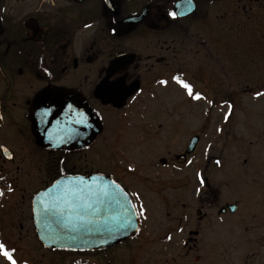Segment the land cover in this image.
Wrapping results in <instances>:
<instances>
[{
    "label": "flooded vegetation",
    "instance_id": "obj_1",
    "mask_svg": "<svg viewBox=\"0 0 264 264\" xmlns=\"http://www.w3.org/2000/svg\"><path fill=\"white\" fill-rule=\"evenodd\" d=\"M253 37L264 41V0H0V242L15 249L17 264H168V255L144 253L154 242L177 244L168 239L174 233L184 234L183 257L192 258L184 264H264V180L256 188L248 180L245 199L219 205L207 233L189 228L182 199L191 178L199 183L187 164L203 142V123L182 111L181 121L172 122L162 110L164 90L179 88L173 76L193 88L202 75L209 79L206 59L228 49L245 52ZM117 79L123 89L110 94L106 86ZM172 123L182 126L179 151L140 159L173 146ZM194 136L195 151L184 155ZM253 170L250 165L248 173ZM93 175L116 181L144 214L134 236L101 250L69 251L63 263L58 250L28 239L30 231L35 236L32 198L58 179ZM156 186L167 191L155 192ZM152 192L165 209L182 200L178 223L156 240L143 229L144 194ZM221 218H228L229 237L220 241ZM203 236L210 256L198 254ZM219 246L229 255L216 262ZM0 264L7 261L0 257Z\"/></svg>",
    "mask_w": 264,
    "mask_h": 264
},
{
    "label": "rangeland",
    "instance_id": "obj_2",
    "mask_svg": "<svg viewBox=\"0 0 264 264\" xmlns=\"http://www.w3.org/2000/svg\"><path fill=\"white\" fill-rule=\"evenodd\" d=\"M199 58L202 59V56L196 55L198 68H202L203 62ZM191 62L192 60H189L190 64ZM204 63L209 79L205 81L207 78L202 75V82L196 79L193 87V90L199 92L204 99L194 101L189 97L188 111L184 104L185 93L171 86L164 90L168 98L162 103V110L165 109L168 113L166 116H172L171 121L174 122L181 121L182 111L189 113L192 122L203 123L201 129L203 142L190 157L187 171L190 176L198 172L206 177L207 181L201 186L191 178L188 196L182 200H186L187 203L185 211L187 215H183L185 216L183 221L188 222L189 228L198 225L207 233V229H212L211 224L215 221L219 205L224 201L245 199L250 185V182L247 184L248 180L256 182L253 186L255 188L258 182L264 180V95H254L256 92L264 93V41L253 37L247 51L228 49L226 52L216 53V59H206ZM243 88L248 89L249 93L240 97L236 94V90ZM209 100L212 101L211 104L208 103ZM229 105L231 108L228 107ZM225 114H228L227 119ZM191 121L189 120V125ZM157 134L160 138V133ZM182 135V126L172 123L170 140L173 146L166 150L146 152L147 155L140 156V159L147 158L148 161H152L168 152H178L179 144L176 142L181 140ZM216 161L220 163L217 164ZM250 165L254 168L252 173H248ZM196 188H200L201 191L196 192ZM161 191L165 193L167 190L156 186L155 192ZM144 195L147 215L143 229L151 233L146 238L156 240L163 231L174 228L175 223H178V218L181 216L179 201L182 200H172L173 206H176L171 207L170 203H167L168 209H165V205L156 193ZM196 207L208 218L197 220ZM228 218L216 220V238L220 241L229 237ZM213 232L214 230H211V234ZM32 233L30 231L28 235L30 240L36 237ZM183 237L184 234L174 233L171 238L175 239L177 244L162 246L154 242L150 250L144 254L168 255L170 261L168 264H184L186 261L191 263L192 258L183 257L184 249L181 244ZM206 239L207 237L203 236L198 246V254L204 256L209 255L204 242ZM219 249L216 252V262L223 254L229 255L226 249L224 252L221 251L223 247L219 246ZM57 255L63 263L69 262L71 258L70 253L63 250Z\"/></svg>",
    "mask_w": 264,
    "mask_h": 264
},
{
    "label": "water",
    "instance_id": "obj_3",
    "mask_svg": "<svg viewBox=\"0 0 264 264\" xmlns=\"http://www.w3.org/2000/svg\"><path fill=\"white\" fill-rule=\"evenodd\" d=\"M197 141L196 136L189 141L185 154L194 151ZM129 203L133 204L129 194L110 177L58 179L32 198L34 231L50 249H103L130 238L138 229V218L129 220ZM196 216L201 219L199 210Z\"/></svg>",
    "mask_w": 264,
    "mask_h": 264
},
{
    "label": "snow or ice",
    "instance_id": "obj_4",
    "mask_svg": "<svg viewBox=\"0 0 264 264\" xmlns=\"http://www.w3.org/2000/svg\"><path fill=\"white\" fill-rule=\"evenodd\" d=\"M169 16L175 17L176 13L174 12H169L168 13ZM172 81L175 82V84L180 88L183 89L187 96L190 97L192 100L194 101H199L204 99V97L199 93V92H195L192 88V86L187 83L184 79L178 77V76H173ZM160 84H166L167 81L161 80L159 81ZM123 89V84L120 80H113L111 84H108L106 86V90L110 93V94H118L122 91ZM255 96H261L264 95V93L261 92H256L254 94ZM209 104L212 103L211 100L208 101ZM69 107H71L69 105ZM229 108H231V105L228 106ZM228 118V114H225V119ZM217 131H220V129H217ZM0 148H2V146H0ZM6 151V150H5ZM217 164L220 163V161H216ZM196 177L199 180V183L201 184V186L204 185L205 181L204 179L201 177L200 173H196ZM0 179H3L2 177H0ZM8 191H12L11 187L8 188ZM201 189L200 188H196V192H200ZM0 195H3L2 192H0ZM130 195L135 196L137 195L136 193H131ZM126 211L128 212V217L129 220H133L135 217L142 216L144 214V209L141 206L139 208V211H137V206L135 204H131L129 203ZM135 231H138V229H133ZM168 239H171V237H168ZM14 251L15 249H10L4 242H0V257H3V259L5 261H7V264H17V260L14 258Z\"/></svg>",
    "mask_w": 264,
    "mask_h": 264
}]
</instances>
